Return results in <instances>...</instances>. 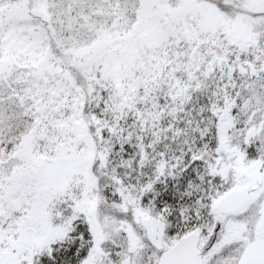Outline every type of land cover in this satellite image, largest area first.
<instances>
[{"label":"snow or ice","instance_id":"6c2138e0","mask_svg":"<svg viewBox=\"0 0 264 264\" xmlns=\"http://www.w3.org/2000/svg\"><path fill=\"white\" fill-rule=\"evenodd\" d=\"M0 264H264V0H0Z\"/></svg>","mask_w":264,"mask_h":264}]
</instances>
